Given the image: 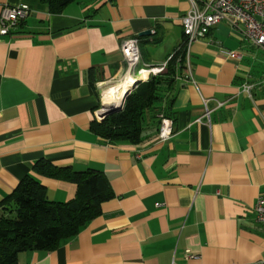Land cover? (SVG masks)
Instances as JSON below:
<instances>
[{
    "label": "crops",
    "instance_id": "obj_1",
    "mask_svg": "<svg viewBox=\"0 0 264 264\" xmlns=\"http://www.w3.org/2000/svg\"><path fill=\"white\" fill-rule=\"evenodd\" d=\"M6 4H29L32 12L0 34V200L28 174L52 200L75 196V183L34 171L40 159L101 171L113 193L76 235L52 250L22 251L15 264L264 259V222L255 209L264 197L260 47L217 23L192 44L191 66L178 72L142 141L114 143L92 123L108 109L101 110L103 88L126 69L122 42L139 37L142 60L168 59L184 39L189 0H74L59 13L34 0H0V15ZM161 112L174 120L165 142L158 140Z\"/></svg>",
    "mask_w": 264,
    "mask_h": 264
},
{
    "label": "trees",
    "instance_id": "obj_2",
    "mask_svg": "<svg viewBox=\"0 0 264 264\" xmlns=\"http://www.w3.org/2000/svg\"><path fill=\"white\" fill-rule=\"evenodd\" d=\"M34 1L47 5L51 13H59L74 0ZM170 59L163 73L138 84L123 110L95 120L92 130L114 143H140L149 117L153 113V118L157 117L154 105L162 102L166 93H173L178 72L187 66L186 50L176 51ZM33 169L37 174L75 183L76 194L68 201L52 200L36 176L22 178L12 193L0 200V264H15L22 251L55 249L96 217L102 203L113 196L109 180L101 171H75L48 159L36 161ZM4 209L11 212L2 214Z\"/></svg>",
    "mask_w": 264,
    "mask_h": 264
},
{
    "label": "built area",
    "instance_id": "obj_3",
    "mask_svg": "<svg viewBox=\"0 0 264 264\" xmlns=\"http://www.w3.org/2000/svg\"><path fill=\"white\" fill-rule=\"evenodd\" d=\"M189 2L191 7L182 18L184 39L176 48V51L186 50V65L188 68L191 66L192 44L203 39L211 28L221 21L228 23L231 27L240 29L249 41L264 51V0H189ZM31 12L32 7L29 4H6L0 15V34L7 35L11 33ZM121 50L127 62V69L130 71L133 65L140 62L141 50L138 38L136 36L126 38L122 42ZM229 55L232 58L240 57V54L236 51H230ZM167 64L166 61L157 70L164 71ZM143 68L141 69L143 70ZM249 88V86L246 87V89ZM103 104L104 102H102V110L105 109ZM206 115L209 119V107H206ZM173 134V118L161 113L158 140L165 142ZM255 209L258 220L264 222V197H259ZM189 257L191 256L189 255ZM258 264H264V259Z\"/></svg>",
    "mask_w": 264,
    "mask_h": 264
},
{
    "label": "rangeland",
    "instance_id": "obj_4",
    "mask_svg": "<svg viewBox=\"0 0 264 264\" xmlns=\"http://www.w3.org/2000/svg\"><path fill=\"white\" fill-rule=\"evenodd\" d=\"M154 32V31H153ZM138 38V40H139V43H140V39H139V37H137ZM177 47H178V45H177ZM176 46L173 48V49H171V51H170V53H171V55H173L174 53H175V51H176V48H177ZM140 50H141V48H140ZM171 59H170V57L168 58V59H166V60H164L163 62H161V63H156V61L155 60H153V59H147V60H142V55L140 56V62H139V64H138V67H141V66H143L144 68H148L147 70V75L145 76V77H143L144 75V71H139V70H137V71H134V72H131V71H128V69H127V65H126V69H125V71L121 74V76L115 81V82H113V83H109V84H107L104 88H103V95H102V99H104V95H105V92L108 90V89H110V88H114V86L116 87V85H119L121 82H124L125 80H126V78L128 77V76H131V77H133V78H135V80H138V79H141V83H143V82H146V81H148L149 79H151L152 77H155V76H157L158 74H160V73H163L164 71H160V70H157V68H160L161 67V65L163 64V63H165L166 61H167V63L170 61ZM126 61V60H125ZM185 61H186V59H185ZM127 63V62H126ZM144 65H148V66H144ZM168 65V64H167ZM153 68V69H152ZM150 70V71H149ZM153 70V71H152ZM136 88V87H135ZM159 105H160V103H157V104H155L154 106H155V108H153L154 110H155V112H157V114L159 113V111H160V107H159ZM125 106V105H124ZM102 107V106H101ZM103 108V107H102ZM102 110V109H101ZM107 109H105V111H106ZM123 110V109H122ZM160 116V115H159ZM101 117V116H100ZM101 120H103V117H101V119H100V121ZM11 211H9L8 209H4V213H2V214H5V215H8L9 213H10Z\"/></svg>",
    "mask_w": 264,
    "mask_h": 264
},
{
    "label": "bare ground",
    "instance_id": "obj_5",
    "mask_svg": "<svg viewBox=\"0 0 264 264\" xmlns=\"http://www.w3.org/2000/svg\"><path fill=\"white\" fill-rule=\"evenodd\" d=\"M138 64H139V62L137 64L133 65L130 68V71L131 72H134L137 70L141 71L142 70L141 68L143 66L138 67ZM147 69L148 68H143V70H142V71H144L143 77H145L147 75V71H148ZM134 82H135V78L128 76L124 82H121L116 87L111 88L110 90L105 92L103 102H104V105L106 106V108L118 107V106L123 105V103H124L123 99L125 98L126 93L132 88ZM121 101H122V104L118 105Z\"/></svg>",
    "mask_w": 264,
    "mask_h": 264
},
{
    "label": "water",
    "instance_id": "obj_6",
    "mask_svg": "<svg viewBox=\"0 0 264 264\" xmlns=\"http://www.w3.org/2000/svg\"><path fill=\"white\" fill-rule=\"evenodd\" d=\"M152 33L151 30H147V31H144V32H141L140 35H150ZM141 82V79H138V80H135L132 88L126 93L125 95V98H124V103L123 105L121 106H118V107H110L108 108L106 111H105V115H102L101 116L103 118H105L107 115L111 114V113H114V112H118V111H121L123 108H124V105H125V102H126V99L127 97L129 96V94L135 89V87L138 86V84ZM104 108L106 107L104 104H103Z\"/></svg>",
    "mask_w": 264,
    "mask_h": 264
}]
</instances>
